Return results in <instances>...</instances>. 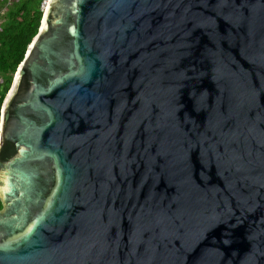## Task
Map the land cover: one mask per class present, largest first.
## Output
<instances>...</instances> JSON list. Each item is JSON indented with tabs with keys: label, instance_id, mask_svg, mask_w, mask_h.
Listing matches in <instances>:
<instances>
[{
	"label": "water",
	"instance_id": "water-1",
	"mask_svg": "<svg viewBox=\"0 0 264 264\" xmlns=\"http://www.w3.org/2000/svg\"><path fill=\"white\" fill-rule=\"evenodd\" d=\"M0 201V264H264V0H49Z\"/></svg>",
	"mask_w": 264,
	"mask_h": 264
},
{
	"label": "trees",
	"instance_id": "trees-1",
	"mask_svg": "<svg viewBox=\"0 0 264 264\" xmlns=\"http://www.w3.org/2000/svg\"><path fill=\"white\" fill-rule=\"evenodd\" d=\"M42 3L43 0H0V122L2 105L17 69L39 32L44 15Z\"/></svg>",
	"mask_w": 264,
	"mask_h": 264
},
{
	"label": "built area",
	"instance_id": "built-area-1",
	"mask_svg": "<svg viewBox=\"0 0 264 264\" xmlns=\"http://www.w3.org/2000/svg\"><path fill=\"white\" fill-rule=\"evenodd\" d=\"M49 0H43V3H42V8L45 10L46 8V5L48 3Z\"/></svg>",
	"mask_w": 264,
	"mask_h": 264
}]
</instances>
